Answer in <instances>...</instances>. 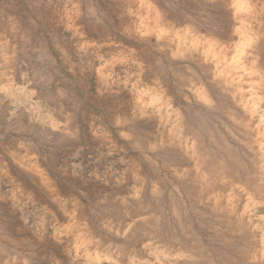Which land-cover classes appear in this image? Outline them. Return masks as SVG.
<instances>
[{"label":"rangeland","instance_id":"rangeland-1","mask_svg":"<svg viewBox=\"0 0 264 264\" xmlns=\"http://www.w3.org/2000/svg\"><path fill=\"white\" fill-rule=\"evenodd\" d=\"M0 264H264V0H0Z\"/></svg>","mask_w":264,"mask_h":264}]
</instances>
